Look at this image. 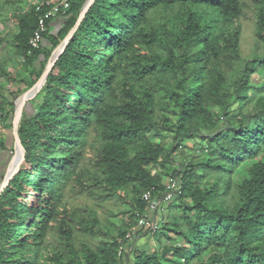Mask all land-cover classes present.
Listing matches in <instances>:
<instances>
[{
    "label": "trees",
    "instance_id": "16d2710c",
    "mask_svg": "<svg viewBox=\"0 0 264 264\" xmlns=\"http://www.w3.org/2000/svg\"><path fill=\"white\" fill-rule=\"evenodd\" d=\"M21 1L7 4L17 31L0 36V150L17 99L88 0H70L57 31L46 19L39 48L30 40L51 6ZM18 135L25 161L0 195V264H128L120 241L166 177L181 192L145 236L167 243L131 248L133 264H264V0H95ZM109 200L128 206L120 225L98 214Z\"/></svg>",
    "mask_w": 264,
    "mask_h": 264
},
{
    "label": "rangeland",
    "instance_id": "374dc122",
    "mask_svg": "<svg viewBox=\"0 0 264 264\" xmlns=\"http://www.w3.org/2000/svg\"><path fill=\"white\" fill-rule=\"evenodd\" d=\"M15 0H0V4L4 5V7L0 5V36H5L8 31H17V29H15L14 27V22L12 19V12H13V7L9 4L10 2H13ZM34 0H22L18 5L20 10H23V8H27L29 6L30 3H32ZM37 1V0H35ZM253 27L252 25H250L249 22H246L245 24V43L243 45V54L244 56H247L251 53L252 51V37H253V31H252ZM5 55V53H4ZM10 56H12V53L10 52ZM8 66L15 71V73H18L20 70L19 64L16 62V60H14L13 62H9ZM26 73H22L21 76H25ZM0 81H3V79H1ZM9 87L10 90L15 91L17 90V86H15L14 84L9 83L7 85ZM31 90V89H30ZM29 90V91H30ZM28 92V91H27ZM23 94H21L19 96V98L22 96ZM18 98V99H19ZM17 99V100H18ZM33 100V99H32ZM30 100V101H32ZM27 101L24 108H26L28 106V102ZM37 100L35 99L34 102H36ZM11 122V127L9 128H4L2 129V136L3 139L5 140V144H6V149L4 150H0V173H3V171H8V173L12 172V169L14 168V170L19 166L20 161H21V154L19 150H16L15 148V139H14V127H13V121L10 120L8 121V123ZM170 140V138L168 137V141ZM188 145H192L193 141H188L186 142ZM190 151L189 148H186L181 152V154L184 153H188ZM181 158L179 157H175V161L173 163L174 166H177L179 162H181ZM152 170L155 171H159L161 170L160 167L158 166H152ZM169 177H166V182L169 181ZM90 203L93 202L92 199H88ZM126 204L124 203H120L116 200H109L104 202V205L102 208H98V214L104 217H108L109 218V223H116L117 225H120L122 222V218H123V214H120V211L123 209H126ZM105 210V212H104ZM169 211V207H166L165 210L163 211L165 214ZM169 214L165 215V219L169 218ZM110 229H114L112 224L109 225ZM141 234V231L139 232ZM144 235H139V237H135L132 245L129 244L126 246V250L124 251V254L126 255V261L128 264H133V260L131 259V255H129L128 251H130L131 248H134L135 246L138 245V242L141 240V238L145 237L144 240V244L142 245L143 247L146 246L147 251L151 250H159L162 249L163 245H165L167 242L166 240H163L162 243L157 242L156 240L152 239V235L149 236V238H146L147 236H145V232H143ZM150 235V233H149ZM140 244V243H139ZM130 246V248L128 247ZM140 246V245H139Z\"/></svg>",
    "mask_w": 264,
    "mask_h": 264
},
{
    "label": "built area",
    "instance_id": "2783aa9c",
    "mask_svg": "<svg viewBox=\"0 0 264 264\" xmlns=\"http://www.w3.org/2000/svg\"><path fill=\"white\" fill-rule=\"evenodd\" d=\"M49 7V11L45 16L40 18L39 26L34 32L30 40V44L34 48H39L44 40L43 33L48 30L46 26V19L53 18L54 20L67 14L70 9V0H43ZM38 11L42 8V0L33 1ZM61 13V14H60ZM181 181L179 178L170 179L167 181L166 188L163 192H157L155 188L144 193V200L149 202V208L147 215L142 217L139 221V226L133 230H130L125 237V240H121V246L119 253L123 254L126 250V246L133 243L135 237L140 234L139 232H149L155 234L161 228L162 225V213L165 208L174 201L180 194ZM157 193H156V192ZM126 241V243H125Z\"/></svg>",
    "mask_w": 264,
    "mask_h": 264
},
{
    "label": "water",
    "instance_id": "95a60500",
    "mask_svg": "<svg viewBox=\"0 0 264 264\" xmlns=\"http://www.w3.org/2000/svg\"><path fill=\"white\" fill-rule=\"evenodd\" d=\"M94 2H95V0H88L87 1V3L85 4V6H84L79 18H78L76 25L71 29V31L66 36L64 41L60 44V46L55 49V51H54V53L50 59V62L48 63V65H47L42 77L40 78V80L36 83V85L30 91L24 93L16 101V111H15V115H14V119H13V127H14L15 148H16V150L20 151L21 163L19 164V166L15 170H13L11 173H9L6 182L0 188V195L2 194L4 189L7 187V185L10 183V181L12 180L14 175L21 169V167L25 161L26 151H25V149L21 143V140L19 138V135H18V125H19L20 119H21L23 111H24V106H25L27 101L34 99L35 96L42 90V88L44 87V85L47 81L49 74L51 73L52 69L56 65L58 59L64 53L68 43L70 42V40L75 35L79 25L81 24V22L83 21V19L87 15L88 11L90 10V8Z\"/></svg>",
    "mask_w": 264,
    "mask_h": 264
},
{
    "label": "crops",
    "instance_id": "0c3cea01",
    "mask_svg": "<svg viewBox=\"0 0 264 264\" xmlns=\"http://www.w3.org/2000/svg\"><path fill=\"white\" fill-rule=\"evenodd\" d=\"M35 1V0H34ZM61 21H62V19L61 18H57V19H55L52 23H51V25H50V28H49V31L50 32H54V31H57L60 27H61ZM43 44L44 45H49L48 44V41L44 38V40H43ZM166 214H169V211L166 213ZM164 212L162 213V217H165V215H166ZM141 235H144L143 234V232H141V234H140V236ZM146 238H149V236H147ZM144 240H145V238H141V240L138 242V245L137 246H135L134 248L135 249H143V248H146V246H142L145 242H144ZM140 243V244H139ZM142 244V245H141ZM140 245V246H139ZM145 250V249H144Z\"/></svg>",
    "mask_w": 264,
    "mask_h": 264
},
{
    "label": "bare ground",
    "instance_id": "6f19581e",
    "mask_svg": "<svg viewBox=\"0 0 264 264\" xmlns=\"http://www.w3.org/2000/svg\"><path fill=\"white\" fill-rule=\"evenodd\" d=\"M14 170V168L12 169V171Z\"/></svg>",
    "mask_w": 264,
    "mask_h": 264
}]
</instances>
